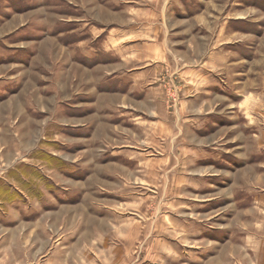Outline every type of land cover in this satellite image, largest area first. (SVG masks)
I'll return each mask as SVG.
<instances>
[{"label": "rangeland", "instance_id": "rangeland-1", "mask_svg": "<svg viewBox=\"0 0 264 264\" xmlns=\"http://www.w3.org/2000/svg\"><path fill=\"white\" fill-rule=\"evenodd\" d=\"M0 264H264V0H0Z\"/></svg>", "mask_w": 264, "mask_h": 264}]
</instances>
